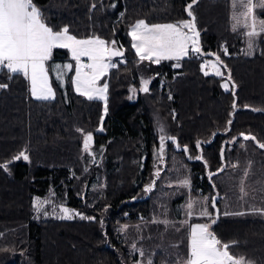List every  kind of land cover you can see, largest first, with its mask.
Listing matches in <instances>:
<instances>
[{"label": "trees", "instance_id": "1", "mask_svg": "<svg viewBox=\"0 0 264 264\" xmlns=\"http://www.w3.org/2000/svg\"><path fill=\"white\" fill-rule=\"evenodd\" d=\"M36 3L56 30L68 26L78 38L115 40L124 56L116 58L118 67L105 78L109 88L104 116V102L75 92L72 73L63 86L52 75L56 96L45 101L32 97L22 75L9 80L7 71H0V83L9 85L0 89V164H8L0 168V264H136L149 258L153 264H176L187 254L188 226L166 230L151 221L164 219L166 206L167 218L179 226L192 197L214 194L212 182L224 197L218 201L221 214L212 231L225 243L237 242L230 249L235 255L264 264V215H224L264 207V192L251 194L241 207L238 191L229 196L224 191L229 177L235 179L245 169L254 187L264 185V149L257 144L264 143V42L247 54V37L232 30L231 0H197L192 11L203 55L159 64L139 61L130 28L141 19L151 24L189 20L191 0ZM214 52L231 74L229 90L221 85L224 76L201 70L204 57ZM69 55L67 49H54L49 63L72 62ZM145 79L149 91L132 95V87H142ZM157 116L164 119L163 127L178 148L188 147V155L172 146L165 158L154 159ZM88 132L93 134L96 162L83 151ZM241 133L256 140H245ZM222 148L225 171L209 181L208 173L221 167ZM21 151L29 159L13 160ZM157 170L159 177L154 175ZM184 178L190 179V188L177 187ZM153 180L152 191L145 192ZM36 198L51 201L48 211L65 205L95 219L40 216ZM200 221L205 220L194 217L190 223ZM133 244L144 250V257L133 251Z\"/></svg>", "mask_w": 264, "mask_h": 264}, {"label": "snow or ice", "instance_id": "2", "mask_svg": "<svg viewBox=\"0 0 264 264\" xmlns=\"http://www.w3.org/2000/svg\"><path fill=\"white\" fill-rule=\"evenodd\" d=\"M197 3V0H191L187 5V15L191 19L180 20L175 23L166 24H149L141 19L136 21L131 26V31L128 35L131 37V47L135 50V54L140 62L150 61L159 64L162 60L179 61L184 57L189 56L190 52L196 55H203L200 46V32L197 30L196 18L193 14L192 7ZM95 8V5L92 6ZM233 31H242V34L247 37V48L249 55L252 54L255 46L259 42H264V19H260V15H264V0H231ZM123 46L117 47L115 40L108 41L99 36H89L86 38H78L71 34L68 26H64L59 30L55 26L47 22L41 7L36 3V0H0V71L6 70L9 74L8 79L11 80L14 75L20 74L30 83V92L32 97L37 100H52L55 99L56 92L52 86V74L54 78L63 86L65 77L68 72L74 71V77L70 78V82L76 93L86 97L88 100L100 99L104 101V113L107 114V93L109 85L106 77L109 75L110 69L117 68L118 63L113 62V58L123 57ZM54 49H67L71 54V60L75 64H57L49 63L53 59ZM224 54H228L227 48ZM215 55V60L205 61L201 65V70L205 75L209 72L205 69L211 68L216 76H224L221 71V66L224 68L227 65L223 64L219 55ZM126 61H120L125 63ZM175 67H180L177 63ZM104 83L101 84V81ZM231 80L229 72L227 80L222 85L225 90H228ZM141 91H149V80L141 81ZM7 83H0V89L8 88ZM232 87H235L233 83ZM135 91V89H131ZM235 103L233 108L235 109ZM229 120L228 124L231 125ZM103 124V116L101 117V125ZM103 131L101 127L99 129ZM83 133V129H77ZM163 132V128H161ZM215 135V134H214ZM245 140H256L255 136H248L241 133ZM168 139L175 142L174 137ZM159 154L162 158L164 153L165 137H160ZM93 142V134L88 132L83 137V151L89 155ZM234 142V141H233ZM258 147L264 149V143L257 141ZM179 147V145H177ZM201 142L197 141L196 147L200 148ZM243 148L244 145H241ZM183 150L188 151L185 145ZM23 158L28 160L29 157L25 151H21L19 155L13 157V160ZM195 159L201 160L202 156H197ZM221 167L215 172H209V181H212L214 176L225 171L224 149H221ZM249 167L251 161L248 162ZM207 167V162L205 161ZM232 168H237L238 164L231 165ZM0 168L7 169L8 164H0ZM154 175L159 177L160 171L157 170ZM259 183V182H257ZM155 186L153 180L145 187V192L152 191ZM177 187L190 188V179L184 178L180 180ZM214 194L203 199H190L184 206L185 219L179 222V226L174 221L167 218L168 210L166 206H162V215L164 219H153L152 223L163 224L165 229L171 226L175 231H180L185 225L188 226L187 236V254L182 260L176 261V264H250L244 256L235 255L230 249L237 242L225 243L219 239L212 225L217 222L220 215V210L217 207L218 201L223 199L220 190L217 189L215 182H212ZM225 196H229L233 191H238V200L240 206L243 207L247 203V199L251 194L256 192H264V185L254 187L249 180V170L245 169L242 175L235 179L229 177V180L224 185ZM51 203L49 200L36 199L34 208L37 212L44 211L45 205ZM211 209V210H210ZM57 211L53 207L52 212ZM59 212L62 214L61 219H71L73 215L80 216L82 219H95V217H85L79 212H73L69 208L60 205ZM45 215L48 213L45 211ZM249 214L264 215V207L256 208L249 207L247 211L225 212L224 215L244 216ZM203 219L206 222L195 223L191 222L193 218ZM103 226V221H100ZM127 226H125L126 228ZM134 252H138L140 257H144L143 249H137L136 245H132ZM136 264H153L151 258L146 262L138 260Z\"/></svg>", "mask_w": 264, "mask_h": 264}, {"label": "rangeland", "instance_id": "3", "mask_svg": "<svg viewBox=\"0 0 264 264\" xmlns=\"http://www.w3.org/2000/svg\"><path fill=\"white\" fill-rule=\"evenodd\" d=\"M231 18H232V16H231ZM259 18L260 19H264V16L263 15H260L259 16ZM147 22V21H146ZM177 22V21H176ZM147 23H149V22H147ZM166 23H175V22H173V21H170V22H164V23H155V24H166ZM233 23H234V21L232 20V25H233ZM149 24H151V23H149ZM198 29V28H197ZM199 30V29H198ZM232 30H233V28H232ZM130 31H131V28H130ZM243 30H240V31H238V32H242ZM259 39H264V37H262V38H259ZM106 40V39H105ZM200 42H201V34H200ZM260 43V42H259ZM259 43H257L256 44V46H255V48H254V50L260 45ZM68 51V50H67ZM68 53L70 54V52L68 51ZM214 54H216V55H219L220 56V54H217V53H215L214 52ZM191 55H193L191 52H190V54H189V56H191ZM70 56V58H71V54L69 55ZM189 56H187V57H189ZM187 57H184V58H187ZM206 58H208V60H212V61H214L215 60V55H211V56H206ZM221 58V57H220ZM183 59V58H182ZM113 62H115V63H117L118 61H117V59L116 58H113ZM69 63H72L73 65L75 64V61H73L72 60V62H69ZM224 64V63H223ZM206 71H208L209 72V74L208 75H215L214 74V72H213V70L211 69V68H208V69H205ZM221 71H223L224 72V80H223V82L221 83V85H223L224 83H225V81L227 80V77H228V75L225 73V71H224V69H223V66H221ZM68 73H72V77H74V71H72V72H68ZM52 75H54V74H52ZM103 83V81H101V84ZM228 83H229V88H228V90L231 88V81H228ZM52 84H53V82H52ZM53 86V85H52ZM141 86H142V84H141ZM53 88H54V86H53ZM132 89H135V91L133 92L132 91V95L134 94H137L140 90H141V87H132ZM54 90H55V88H54ZM55 92H56V90H55ZM98 100H100V99H98ZM102 102H104L103 100H101ZM105 115V113H103V116ZM157 115H159V114H157ZM157 119H158V125L156 126V135H157V140H158V145H157V147L155 148V150H154V155H153V157H154V159L155 160H159V159H163V158H165L166 156H167V154L169 153V151L171 150V147L172 146H175V144H174V142L172 141V140H170V139H168L169 137H171L170 135H168V133H167V130L163 127V126H165L166 125V123H165V121H164V119L162 118V117H160V116H157ZM167 127V126H166ZM161 128H163V132L161 131ZM161 136H164L165 137V141H164V153H163V155H162V158H161V156H160V154H159V147H160V137ZM176 140V139H175ZM91 151L94 153V156H93V161H94V158H95V161L94 162H96L97 161V158H96V154H95V151H94V149H93V145H91ZM180 163V162H179ZM181 164V163H180ZM182 166H185V165H183V164H181ZM177 172H182L180 169H178L177 170ZM169 183H171V182H169ZM173 185V184H172ZM86 193H87V189L85 190V193H84V195H83V197H85V195H86ZM37 199V198H36ZM40 199V198H39ZM192 200H198L199 198H195V197H192L191 198ZM40 200H49L48 198H43V199H40ZM36 201V200H35ZM47 206H49V204H46L45 205V209H44V211H41V212H38L39 213V215L40 216H43V217H48V216H51V217H60L62 214L59 212V206H57L56 207V209H57V211L55 212V213H53L52 212V209H53V207H52V209L51 210H47L46 209V207ZM63 206H65V205H63ZM66 207V206H65ZM68 208V207H67ZM71 210V209H70ZM47 212L48 214L47 215H45L44 214V212ZM73 212H77L76 210H72ZM221 212V211H220ZM221 214V213H220ZM73 216H75V215H73ZM203 222H206V221H200V222H195V223H203ZM248 261V260H247ZM249 262V261H248ZM250 264H252V263H250Z\"/></svg>", "mask_w": 264, "mask_h": 264}, {"label": "water", "instance_id": "4", "mask_svg": "<svg viewBox=\"0 0 264 264\" xmlns=\"http://www.w3.org/2000/svg\"><path fill=\"white\" fill-rule=\"evenodd\" d=\"M198 30V29H197ZM199 31V30H198ZM199 40H200V37H199ZM116 58H120V57H116ZM246 109L247 108H249V107H245ZM174 144H175V147H176V149L177 150H180V151H182L183 150V147H180V148H178V141L177 140H175V142H174ZM92 152V151H91ZM93 153V152H92ZM188 153V151L186 152V154ZM188 155V154H187ZM94 161H95V158H94ZM217 207L219 208V210H220V207H219V205H218V203H217ZM219 217H220V215H219ZM219 219V218H218Z\"/></svg>", "mask_w": 264, "mask_h": 264}, {"label": "built area", "instance_id": "5", "mask_svg": "<svg viewBox=\"0 0 264 264\" xmlns=\"http://www.w3.org/2000/svg\"><path fill=\"white\" fill-rule=\"evenodd\" d=\"M205 61H208V58L204 57V59H203L202 63L204 64V63H205Z\"/></svg>", "mask_w": 264, "mask_h": 264}]
</instances>
